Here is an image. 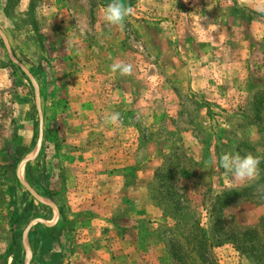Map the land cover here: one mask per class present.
Segmentation results:
<instances>
[{
    "label": "rangeland",
    "instance_id": "374dc122",
    "mask_svg": "<svg viewBox=\"0 0 264 264\" xmlns=\"http://www.w3.org/2000/svg\"><path fill=\"white\" fill-rule=\"evenodd\" d=\"M111 2L0 0V264H264V0Z\"/></svg>",
    "mask_w": 264,
    "mask_h": 264
},
{
    "label": "clouds",
    "instance_id": "9594fccd",
    "mask_svg": "<svg viewBox=\"0 0 264 264\" xmlns=\"http://www.w3.org/2000/svg\"><path fill=\"white\" fill-rule=\"evenodd\" d=\"M133 11L132 7H126L121 0H112V2L103 9V19L109 26L123 27L125 18L133 14ZM112 71H118L121 76H130L133 73V66L126 63H115L112 65ZM119 120L120 114L114 113L108 117L107 122L116 124ZM260 163V158L251 154L242 156L239 153H226L219 159V164L224 170L242 180L255 179L258 175Z\"/></svg>",
    "mask_w": 264,
    "mask_h": 264
},
{
    "label": "trees",
    "instance_id": "16d2710c",
    "mask_svg": "<svg viewBox=\"0 0 264 264\" xmlns=\"http://www.w3.org/2000/svg\"><path fill=\"white\" fill-rule=\"evenodd\" d=\"M162 180V179H161ZM264 183V179H261L258 181L257 185H260ZM231 195L233 196H237V195H242L241 191H225L223 193L222 196L225 197L224 201H219V203H222V206L225 205V203L228 201V197H230ZM216 218V217H215ZM261 220L264 221V218H262ZM227 233H223V239H218L221 240L222 243H230L234 246L237 247V249L241 250L243 253L248 252V254L250 255L249 258L252 260V262L256 261L253 259L254 256V252L257 250L258 245L255 243L256 238L258 239V233L255 229H247L244 232H239V231H226ZM212 234H214V231L212 232ZM211 241L215 240V237L211 236L210 237ZM200 239H201V243H199V245H197V249H199V251H197L199 258H201L202 260V255H201V250H203L204 244L206 243V245L208 244V246H214V243H210L209 244V239H206V236L202 234V237L200 235ZM220 242V241H217ZM206 250V249H205Z\"/></svg>",
    "mask_w": 264,
    "mask_h": 264
},
{
    "label": "crops",
    "instance_id": "0c3cea01",
    "mask_svg": "<svg viewBox=\"0 0 264 264\" xmlns=\"http://www.w3.org/2000/svg\"><path fill=\"white\" fill-rule=\"evenodd\" d=\"M51 222V221H50ZM54 221H52L51 223H48V225H46L49 229L53 230L55 227L53 224ZM47 224V223H46ZM52 225V226H51Z\"/></svg>",
    "mask_w": 264,
    "mask_h": 264
}]
</instances>
